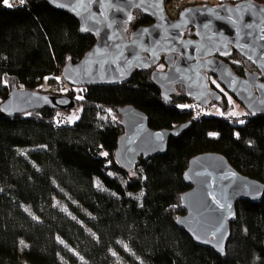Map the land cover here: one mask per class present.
Returning a JSON list of instances; mask_svg holds the SVG:
<instances>
[{"label": "trees", "instance_id": "1", "mask_svg": "<svg viewBox=\"0 0 264 264\" xmlns=\"http://www.w3.org/2000/svg\"><path fill=\"white\" fill-rule=\"evenodd\" d=\"M9 3L0 0V105L15 87H57L65 65L81 60L96 42L71 14L46 1ZM152 23L136 10L127 34ZM185 36L194 38V28ZM225 61L240 76L257 71L236 51ZM165 69L162 56L122 85L66 84L60 92H46L73 98L68 111L0 113V264H264V196L236 204L223 255L197 244L176 223L186 214L184 173L196 155L222 154L239 173L264 183V114L246 110L243 123L206 113L197 117L184 87L177 86L170 102L162 99L151 75ZM213 104L226 113L232 109L225 93ZM129 105L144 112L155 130L190 123L171 138L166 154L140 159L132 170L115 157L125 132L120 110ZM73 111L77 120L61 121Z\"/></svg>", "mask_w": 264, "mask_h": 264}, {"label": "water", "instance_id": "2", "mask_svg": "<svg viewBox=\"0 0 264 264\" xmlns=\"http://www.w3.org/2000/svg\"><path fill=\"white\" fill-rule=\"evenodd\" d=\"M71 14L83 34L96 37L93 47L76 63L68 62L62 76L71 87L117 86L127 83L136 71L156 66L164 56L165 70L151 78L170 102L177 86L201 107L221 100L210 76L235 97L253 116L264 114V4L256 0L219 5L200 4L184 8L171 18L165 0H43ZM153 19L127 34L134 11ZM195 37H186L188 28ZM233 51L251 62L257 71L236 74L225 61ZM73 98L36 90L13 88L0 105V113L15 117L43 107L68 111ZM125 132L115 157L120 166L132 170L140 159L149 160L167 152L171 138L186 132L190 123L155 130L147 115L133 106L120 110ZM189 187L182 195L185 215L177 225L193 240L225 252L230 223L236 219L241 200L260 202L264 183L235 170L222 154L205 152L192 157L184 173Z\"/></svg>", "mask_w": 264, "mask_h": 264}, {"label": "rangeland", "instance_id": "3", "mask_svg": "<svg viewBox=\"0 0 264 264\" xmlns=\"http://www.w3.org/2000/svg\"><path fill=\"white\" fill-rule=\"evenodd\" d=\"M177 2L182 3L183 8L192 6V5H198L197 3L199 2H209V3H213V4H218L220 2V0H175ZM165 66L161 65L159 66V69H163ZM213 83L221 90L225 93L228 101L230 102L232 109L229 112H224L217 104H213L210 105L208 107H201L204 112L208 115V116H218V117H225V118H238V122L241 123V121L245 120V115H246V108L232 95H229L227 92H225V90L223 89V87L215 80H212ZM63 88H65V85H63L62 83H60L57 87H46L45 85L42 86V89L45 92H60ZM75 118L77 120L78 118V113H76V111H73L72 113L68 115H64L62 114L61 116V121L65 122V123H73L75 121ZM55 205L60 208L62 211H64L66 214H68L71 218L75 219V217L69 212V210L67 209L66 205L63 202H60L58 200H55Z\"/></svg>", "mask_w": 264, "mask_h": 264}, {"label": "built area", "instance_id": "4", "mask_svg": "<svg viewBox=\"0 0 264 264\" xmlns=\"http://www.w3.org/2000/svg\"><path fill=\"white\" fill-rule=\"evenodd\" d=\"M183 6H182V3L180 2H177L175 0H170L168 3H166V10H167V13L168 15L175 19L178 17L179 13L183 10ZM60 82L66 86V81L64 80L63 76L61 77V80ZM193 111H194V114L197 116V117H200L202 115L205 114L204 110L200 107V106H197V107H194L193 108Z\"/></svg>", "mask_w": 264, "mask_h": 264}, {"label": "snow or ice", "instance_id": "5", "mask_svg": "<svg viewBox=\"0 0 264 264\" xmlns=\"http://www.w3.org/2000/svg\"><path fill=\"white\" fill-rule=\"evenodd\" d=\"M24 2H25V0H20L21 4H23ZM3 3L5 5H7L8 7H12V5L9 3V0H3ZM241 123H243V121H241ZM237 135H239V134H237ZM105 155H107V154L105 153Z\"/></svg>", "mask_w": 264, "mask_h": 264}, {"label": "flooded vegetation", "instance_id": "6", "mask_svg": "<svg viewBox=\"0 0 264 264\" xmlns=\"http://www.w3.org/2000/svg\"><path fill=\"white\" fill-rule=\"evenodd\" d=\"M215 89H217L219 92H220V94H222L221 96H223V94H224V92L223 91H221L219 88H215ZM224 89V88H223ZM225 90V89H224ZM225 92H226V90H225ZM228 93V92H227ZM229 94V93H228ZM230 95V94H229ZM196 104V103H195ZM197 105V104H196ZM197 106H199V105H197ZM201 107V106H200Z\"/></svg>", "mask_w": 264, "mask_h": 264}, {"label": "bare ground", "instance_id": "7", "mask_svg": "<svg viewBox=\"0 0 264 264\" xmlns=\"http://www.w3.org/2000/svg\"><path fill=\"white\" fill-rule=\"evenodd\" d=\"M167 1V0H166ZM181 2V1H180ZM168 3V2H167ZM165 68V67H164ZM218 86V85H217ZM216 87V86H215Z\"/></svg>", "mask_w": 264, "mask_h": 264}]
</instances>
